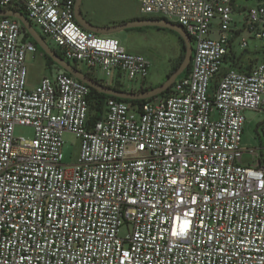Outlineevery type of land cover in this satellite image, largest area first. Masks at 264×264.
I'll return each mask as SVG.
<instances>
[{"label": "built area", "instance_id": "built-area-1", "mask_svg": "<svg viewBox=\"0 0 264 264\" xmlns=\"http://www.w3.org/2000/svg\"><path fill=\"white\" fill-rule=\"evenodd\" d=\"M234 1L137 0L143 18L185 29L189 72L141 105L108 98L96 121L90 87L65 71L30 87L39 47L0 17V264H264V120L260 147L242 145L246 114L264 116V60L250 57L264 55L251 44L264 43V0L243 11ZM75 4L0 10H23L86 74L146 82L151 61L81 27ZM18 126L32 134L16 137ZM66 134L80 142L70 163Z\"/></svg>", "mask_w": 264, "mask_h": 264}, {"label": "rangeland", "instance_id": "rangeland-1", "mask_svg": "<svg viewBox=\"0 0 264 264\" xmlns=\"http://www.w3.org/2000/svg\"><path fill=\"white\" fill-rule=\"evenodd\" d=\"M84 6L88 11L90 19H92L93 21L114 19L116 24L118 25L128 22L127 20H129L130 16L132 15L138 14L142 16L140 5L137 0H83L82 11L84 9ZM234 19L236 22L241 21L238 13L234 14ZM112 36L117 38L128 52H131V47H137L136 52L133 51L131 53L146 56L151 61V66L153 67L154 72H158L159 65H173L174 68L176 65H179L185 55V49L182 41L175 33L168 30L146 27L122 31ZM263 46L264 43L263 45H261V47ZM261 56L263 58L261 57L259 59L264 60V55L262 54ZM27 64L30 70V87L34 86L36 82H38L42 78V76L48 75V73L53 74L54 72H58L59 70H61V68H59L58 66L52 65L40 50L35 56L29 55L27 57ZM78 69L83 71L81 67H78ZM88 75L95 78L94 74ZM97 81L111 88H119L123 91L134 93L151 90L157 87L151 86L147 81L143 82L141 85L125 84L119 82L116 79H113L111 81L97 79ZM95 113L96 112L93 103L92 115H94ZM246 119L247 123L244 131L242 145L246 148H259L260 140L257 136L256 128L259 127L258 124L261 123L262 120H264V116L259 113L249 112L246 114ZM31 134L32 131L30 128L18 126L15 130L16 137H28ZM64 138L65 162L70 163L79 154L80 142L73 134H66ZM123 233L124 231L121 232V234Z\"/></svg>", "mask_w": 264, "mask_h": 264}, {"label": "water", "instance_id": "water-1", "mask_svg": "<svg viewBox=\"0 0 264 264\" xmlns=\"http://www.w3.org/2000/svg\"><path fill=\"white\" fill-rule=\"evenodd\" d=\"M83 0H76L75 4V15L78 24L85 30L95 33L97 35L112 36L114 34L120 33L122 31L152 27L161 30H168L175 33L178 38L184 43L185 55L183 61L179 67L169 76L166 81L161 85L147 91L134 93L127 92L123 90H117L109 86L103 85L96 81L93 77L84 73L80 69L76 68L73 64L65 61L60 55L56 53L49 45L46 43L44 38L39 35V33L34 29L31 23L28 21L26 16L20 12L14 10L3 11L0 10V17H10L19 20L26 30V32L33 38L37 46L40 48L42 53L50 58L59 68H61L66 73L77 78L79 81L85 83L88 87L95 90L99 94L106 96L118 98L127 101H144L158 97L168 91L176 82V80L189 69L192 61L193 47L190 36L186 33L185 29L180 25L167 21L165 19H151V18H139L134 19L122 24H116L107 27H99L90 23L85 19L82 12Z\"/></svg>", "mask_w": 264, "mask_h": 264}, {"label": "crops", "instance_id": "crops-1", "mask_svg": "<svg viewBox=\"0 0 264 264\" xmlns=\"http://www.w3.org/2000/svg\"><path fill=\"white\" fill-rule=\"evenodd\" d=\"M250 3H252V4H250ZM256 3H257V0H235L234 1L236 9L239 11H243L245 9L254 7L256 5ZM82 12H83L85 19L88 20L90 23H92L95 26L107 27V26L116 25V22L114 19L93 21L92 19H90L88 11H87L85 6H84V9ZM139 17L143 18L142 16L135 14V15L130 16L129 20H127V21L138 19ZM129 36H131V35H129ZM251 44H252L253 49H256V47L261 46V44H259L258 42H252ZM136 49H137V47L136 48L131 47L130 50H131V52H133V51L136 52ZM262 49H264V46L262 47ZM252 54L256 55V56H253ZM250 57L261 58V52H259V53L251 52ZM252 58L250 60H249V58H243L241 60V62L243 64L247 65V64H249V62H251ZM172 70H173V65H159L158 72H154L153 67L151 66L150 76H149V79L147 80L148 84H150L151 86L161 85L162 83H164L166 81L167 77H169L168 75L172 72ZM45 73H47V72H45ZM44 76H46V75H44ZM100 77L101 76L99 75V77H97V78L99 79ZM38 82H36V83H38Z\"/></svg>", "mask_w": 264, "mask_h": 264}, {"label": "trees", "instance_id": "trees-1", "mask_svg": "<svg viewBox=\"0 0 264 264\" xmlns=\"http://www.w3.org/2000/svg\"><path fill=\"white\" fill-rule=\"evenodd\" d=\"M18 12H20V13H22V14H24V15H26V13L23 11V10H18ZM139 19V18H138ZM183 43V42H182ZM183 46H184V43H183ZM39 50H40V48H39ZM41 51V50H40ZM56 53L58 54V55H60L61 56V54L58 52V51H56ZM45 56V55H44ZM46 57V56H45ZM49 61H50V63L52 64V65H56L50 58H47ZM183 61V59L181 60V62ZM181 62L179 63V65L181 64ZM179 65H176L174 68H173V70H172V72L168 75V76H170L178 67H179ZM57 66V65H56ZM62 70V69H61ZM189 72V69L187 70V71H185L179 78H181V77H183V76H185V75H187V73ZM95 79V78H94ZM96 81H97V79H96ZM173 87V86H172ZM172 87L168 90V91H166L165 93H163L162 95H160V96H158V97H161V96H166V95H168L170 92H171V89H172ZM91 89V88H90ZM114 89H117V90H121V89H119V88H114ZM147 91V90H146ZM108 98H112V99H115V100H118V101H123V102H129V103H133V104H138V105H141V104H143V103H145L146 102V100H144V101H127V100H121V99H118V98H114V97H110V96H106V95H103V94H99V93H97L95 90H93V89H91V95H90V102L93 104L94 103V109H95V112H96V114H95V116H93V121H96V120H98L100 117H101V114H102V111H103V105H104V102H105V100H107ZM155 98H157V97H155Z\"/></svg>", "mask_w": 264, "mask_h": 264}]
</instances>
